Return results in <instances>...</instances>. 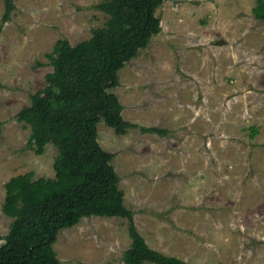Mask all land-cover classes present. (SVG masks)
Masks as SVG:
<instances>
[{
  "label": "rangeland",
  "instance_id": "rangeland-1",
  "mask_svg": "<svg viewBox=\"0 0 264 264\" xmlns=\"http://www.w3.org/2000/svg\"><path fill=\"white\" fill-rule=\"evenodd\" d=\"M103 0H16L3 22L0 0V236L5 183L34 172L54 177L58 149L29 147L17 114L48 83L47 53L62 38L92 36ZM259 0H165L162 30L119 71L118 134L101 121V146L115 154L125 204L149 246L189 264H264V23ZM158 127L164 134L145 132ZM256 130V133H254ZM124 217L92 215L58 233L63 264H125Z\"/></svg>",
  "mask_w": 264,
  "mask_h": 264
},
{
  "label": "trees",
  "instance_id": "trees-1",
  "mask_svg": "<svg viewBox=\"0 0 264 264\" xmlns=\"http://www.w3.org/2000/svg\"><path fill=\"white\" fill-rule=\"evenodd\" d=\"M164 1L103 0L96 7L108 15L105 25L76 44L59 39L46 54L52 66L48 83L32 94L17 118L30 126L28 145L36 153L49 143L57 147L55 176L35 179L29 171L5 183L2 209L13 221L5 240L0 236V264H63L54 248L58 233L92 215L128 219L132 242L122 256L125 264H189L153 249L138 231L112 163L115 154L101 146L98 133L101 121L118 134L137 127L123 117L120 98L110 90L119 86L125 63L161 32L157 10ZM15 3L4 0L3 22L11 18ZM253 13L264 23V0Z\"/></svg>",
  "mask_w": 264,
  "mask_h": 264
}]
</instances>
